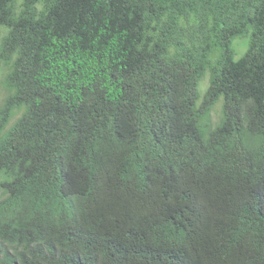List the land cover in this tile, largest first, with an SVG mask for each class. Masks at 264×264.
Segmentation results:
<instances>
[{"label": "trees", "instance_id": "trees-1", "mask_svg": "<svg viewBox=\"0 0 264 264\" xmlns=\"http://www.w3.org/2000/svg\"><path fill=\"white\" fill-rule=\"evenodd\" d=\"M0 87V264H264V0H0Z\"/></svg>", "mask_w": 264, "mask_h": 264}, {"label": "clouds", "instance_id": "clouds-1", "mask_svg": "<svg viewBox=\"0 0 264 264\" xmlns=\"http://www.w3.org/2000/svg\"><path fill=\"white\" fill-rule=\"evenodd\" d=\"M0 97L3 95L2 89L0 87ZM1 106V105H0ZM12 122H10L11 124ZM52 187V193L50 195V198L47 202L43 201V208L42 211L44 213H49V216L54 217L58 212L61 213V215L64 217L67 221H76V215L77 214V199L73 197V191L68 188V186H64L62 183L56 182L54 180L48 181ZM47 182V183H48ZM59 183V187L57 190V184ZM56 193V194H55ZM55 194V198H52V196ZM107 199L105 202V207ZM26 208L22 207L20 210L17 211L16 215H24L26 214ZM51 212V214H50ZM39 213V209L37 206L31 201V205L28 210V214L32 216H37ZM111 216H108V218ZM5 222L7 224L10 223V217L7 216L5 219Z\"/></svg>", "mask_w": 264, "mask_h": 264}, {"label": "rangeland", "instance_id": "rangeland-1", "mask_svg": "<svg viewBox=\"0 0 264 264\" xmlns=\"http://www.w3.org/2000/svg\"><path fill=\"white\" fill-rule=\"evenodd\" d=\"M204 88H205V84H203V86H202V89H204ZM0 92H1V90H0ZM219 113H220V106L217 105L215 107V110L212 113V118L215 120Z\"/></svg>", "mask_w": 264, "mask_h": 264}]
</instances>
